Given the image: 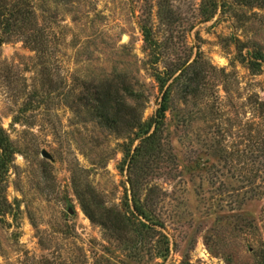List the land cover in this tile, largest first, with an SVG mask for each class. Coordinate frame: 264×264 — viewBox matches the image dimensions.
Listing matches in <instances>:
<instances>
[{
    "label": "rangeland",
    "instance_id": "374dc122",
    "mask_svg": "<svg viewBox=\"0 0 264 264\" xmlns=\"http://www.w3.org/2000/svg\"><path fill=\"white\" fill-rule=\"evenodd\" d=\"M0 11L12 19H0V129L18 152L0 179V264H264V73L251 64L264 0H0ZM181 65L194 82H168L160 150L135 177L155 224L141 245L101 225L134 210L122 171L134 136L104 128L83 98L125 77L149 122L156 74Z\"/></svg>",
    "mask_w": 264,
    "mask_h": 264
},
{
    "label": "trees",
    "instance_id": "16d2710c",
    "mask_svg": "<svg viewBox=\"0 0 264 264\" xmlns=\"http://www.w3.org/2000/svg\"><path fill=\"white\" fill-rule=\"evenodd\" d=\"M18 17L25 18V11L21 8L17 11ZM215 13H211L207 16V21L213 18ZM14 17V16H13ZM0 19L3 20L5 25L9 28L12 19H7L6 15L0 11ZM17 20V19H16ZM142 35L144 38V43L151 49H157V43L154 40L152 32L147 27H142ZM254 71L264 73V55L259 53L255 56L253 62H251ZM184 65H181L175 73L170 74H156L157 83L163 93L162 102L156 111V114L151 118L149 122H143L140 113V106H131L128 104V99L138 101V96L132 90V86L128 79L125 77L119 76L107 84V86L95 87L93 90H87L85 104L92 111L94 120H98L99 123L110 132L115 133L116 135H122V133H128L129 136L133 135L134 139L131 141L130 147L126 150L124 157V164L122 171H124L126 164L128 163V173L129 178L128 182L131 186L132 193V206L133 211H130L128 214H118L113 218H104V221L101 222L103 227L111 229L114 227L116 229L122 228L123 230H131L132 233H135L142 245L147 238L153 237L152 232L154 231V222L152 215L146 209L144 204L141 202L139 195L140 184L139 181L135 178L138 173V166L143 161L148 164L146 161L153 159L157 156L158 150L161 146V136L163 135L165 128L166 115L169 111L170 101H171V86L167 87L168 82L175 76L177 72H181L180 75L175 78V82L184 80L187 82H194V79H191L194 75L189 74L190 68H184ZM256 75V74H254ZM174 82V83H175ZM260 112L264 114V102L257 103ZM139 144L136 146L134 151L132 147L136 141H139ZM259 146V144L256 143ZM263 147V148H262ZM262 147L258 150V156L256 158L264 157V142ZM17 149L8 136V134L1 128L0 129V179L3 175L11 169L15 156L17 154ZM252 156L255 154L252 153ZM261 155V156H260ZM255 157V156H254ZM144 170V169H143ZM88 203H83L84 211L87 213L89 219L96 223L97 219L94 214L89 212ZM130 210V205L127 203ZM111 219V220H108ZM108 222V224H107ZM100 223V222H98ZM110 225V226H109ZM114 225V226H113ZM164 243L166 248L158 254V258H167L169 253L168 240L164 237ZM184 264V263H183Z\"/></svg>",
    "mask_w": 264,
    "mask_h": 264
},
{
    "label": "water",
    "instance_id": "95a60500",
    "mask_svg": "<svg viewBox=\"0 0 264 264\" xmlns=\"http://www.w3.org/2000/svg\"><path fill=\"white\" fill-rule=\"evenodd\" d=\"M124 40H126V38H124ZM41 155H42V157H43L44 159L53 162V158H52V156H51L50 154H48L46 151H42V154H41ZM69 213L72 214V211L69 210Z\"/></svg>",
    "mask_w": 264,
    "mask_h": 264
}]
</instances>
